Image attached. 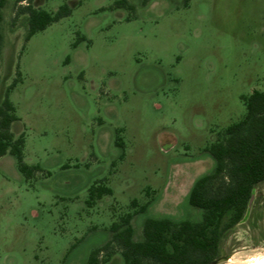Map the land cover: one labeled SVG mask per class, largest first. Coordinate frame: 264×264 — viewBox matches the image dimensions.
Listing matches in <instances>:
<instances>
[{"label": "rangeland", "instance_id": "rangeland-1", "mask_svg": "<svg viewBox=\"0 0 264 264\" xmlns=\"http://www.w3.org/2000/svg\"><path fill=\"white\" fill-rule=\"evenodd\" d=\"M32 0L72 14L26 41L28 18L4 15L0 94L25 133V161L0 158V264H88L129 214L198 223L194 184L213 172L207 152L264 92V0ZM113 194L91 204L90 190ZM103 264H123L121 250ZM264 253V182L248 216L225 236L216 264ZM106 255L101 254L100 259Z\"/></svg>", "mask_w": 264, "mask_h": 264}, {"label": "trees", "instance_id": "trees-1", "mask_svg": "<svg viewBox=\"0 0 264 264\" xmlns=\"http://www.w3.org/2000/svg\"><path fill=\"white\" fill-rule=\"evenodd\" d=\"M9 0H0V82L1 59L4 47L2 10ZM24 0H18L23 2ZM144 4L150 0H142ZM113 9L135 10L128 0H116ZM72 9L62 5L58 11L36 8L32 0L28 5L16 7L15 18L28 16L26 41L35 34L70 16ZM19 79L8 86L0 104V158L10 154L15 157L20 172L27 180L41 171L25 161V135L18 137L12 124L19 120L10 93ZM246 115L230 125L219 140L207 149L215 161L212 173L200 178L192 187L189 203L204 211L201 222H174L170 219L147 217L143 223V236L135 240L134 221L141 211L127 215L121 223L111 227V239L90 255L88 264H103L113 258V248L121 250L123 264H215L221 253V244L227 233L248 216L255 189L264 182V92L254 91L244 97ZM109 187L90 190L91 204L104 196L112 195ZM105 254V259L100 255Z\"/></svg>", "mask_w": 264, "mask_h": 264}, {"label": "crops", "instance_id": "crops-1", "mask_svg": "<svg viewBox=\"0 0 264 264\" xmlns=\"http://www.w3.org/2000/svg\"><path fill=\"white\" fill-rule=\"evenodd\" d=\"M23 2H27V0H24ZM23 2H21V3H23ZM66 4L69 5L68 3H66ZM27 5H28V3H27ZM22 6H26V5H22ZM33 6L36 7V8L45 9V8H42L41 6H39V5H38L37 3H35V2H34V4H33ZM69 7H70V5H69ZM71 9H72V8H71ZM45 10H46V9H45ZM24 16H26V18H28L27 15H24ZM4 37H5V35H4ZM3 52H4V50H3ZM14 90H15V89H14ZM14 90H13V91H14ZM13 91H12V92H13ZM12 92H11V93H12ZM5 93H6V91H5ZM11 93H10V95H11ZM4 97H5V94L2 92V93L0 94V104L2 103ZM18 118H19V117H18ZM19 124H20V119L12 124V131H13V133L15 134L16 137H18V136H20V135H22V134L25 135V133H23L22 130H21V128L19 127ZM7 155H8V154H7ZM5 156H6V155H5ZM5 156H3V157H5ZM1 158H2V157H1Z\"/></svg>", "mask_w": 264, "mask_h": 264}, {"label": "bare ground", "instance_id": "bare-ground-1", "mask_svg": "<svg viewBox=\"0 0 264 264\" xmlns=\"http://www.w3.org/2000/svg\"><path fill=\"white\" fill-rule=\"evenodd\" d=\"M260 261H264V253H263L262 257L257 258V259H253L252 261L250 260V262H248L246 264H259ZM232 264H238V263H232Z\"/></svg>", "mask_w": 264, "mask_h": 264}, {"label": "water", "instance_id": "water-1", "mask_svg": "<svg viewBox=\"0 0 264 264\" xmlns=\"http://www.w3.org/2000/svg\"><path fill=\"white\" fill-rule=\"evenodd\" d=\"M254 199H255V194L253 195L252 200H251V202H250L249 210H250V208H251V206H252V204H253V202H254ZM249 210H248V211H249ZM215 264H216V263H215Z\"/></svg>", "mask_w": 264, "mask_h": 264}, {"label": "clouds", "instance_id": "clouds-1", "mask_svg": "<svg viewBox=\"0 0 264 264\" xmlns=\"http://www.w3.org/2000/svg\"><path fill=\"white\" fill-rule=\"evenodd\" d=\"M259 264H264V261H260Z\"/></svg>", "mask_w": 264, "mask_h": 264}]
</instances>
